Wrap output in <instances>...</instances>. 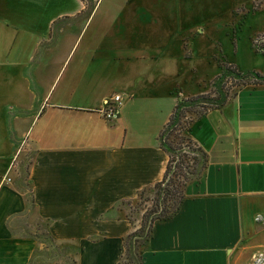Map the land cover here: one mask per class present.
I'll return each instance as SVG.
<instances>
[{
  "label": "crops",
  "instance_id": "1",
  "mask_svg": "<svg viewBox=\"0 0 264 264\" xmlns=\"http://www.w3.org/2000/svg\"><path fill=\"white\" fill-rule=\"evenodd\" d=\"M195 3L0 0V264H37L43 235L75 248L72 264H128L134 225L118 204L161 178L159 131L222 70L197 43ZM114 93L105 119L97 108ZM198 114L188 135L205 165L151 223L142 264H251L264 252V83Z\"/></svg>",
  "mask_w": 264,
  "mask_h": 264
},
{
  "label": "rangeland",
  "instance_id": "2",
  "mask_svg": "<svg viewBox=\"0 0 264 264\" xmlns=\"http://www.w3.org/2000/svg\"><path fill=\"white\" fill-rule=\"evenodd\" d=\"M193 1L196 2L193 9L198 17L196 25L203 31L200 35L201 38H197V43L203 42L204 46L207 44L209 52L212 48L215 54L213 63L215 68L221 67L219 61L222 63L221 72L211 81L210 90L205 92L207 97L214 98L211 100L215 103L232 95L244 85L260 84L255 83L256 81L264 83V77H262L264 76V0ZM216 58L219 60V65ZM224 61L238 63L243 71L237 70L231 63ZM216 62L217 64H215ZM228 64L233 66L232 69L226 66ZM249 68L256 69V71L247 70ZM203 71H200L198 75ZM194 108L201 109L203 107L196 105ZM181 111L182 114L181 112L178 114V121L167 130L165 140L177 147L178 150L180 149L181 152H186L188 167L185 173L192 178L200 166L201 149L189 137L188 125L197 114L186 106L182 107ZM180 177L178 178L180 179ZM191 178L187 181L193 180ZM147 186H144L141 192L138 190L134 197L121 200L118 204L134 226L139 225L142 213L151 204L153 193L147 189ZM43 238L46 248L39 250L37 264L73 263L75 248H68L66 245L59 247V245L46 240L45 235ZM124 261V255H121V262Z\"/></svg>",
  "mask_w": 264,
  "mask_h": 264
},
{
  "label": "trees",
  "instance_id": "3",
  "mask_svg": "<svg viewBox=\"0 0 264 264\" xmlns=\"http://www.w3.org/2000/svg\"><path fill=\"white\" fill-rule=\"evenodd\" d=\"M226 66H229L230 69H232L233 67L229 64ZM255 83H261V81H256ZM211 99L214 98H208L207 93L195 94L189 96L188 98L178 99L163 128L159 131L157 138L159 141V145L167 153V160L161 178L147 186V189L151 191V193H153L150 207L145 209V211L142 213L139 225L134 226L123 237L122 255H124L126 263L142 264L138 247L149 235L151 223L155 219L168 217L176 211L182 199L183 187L186 181L191 178L185 173L187 171L186 168L188 167L186 161V159L188 158L187 154H185L186 152H181L180 149L178 150L177 147L173 146L172 144H170V142H167L165 140L167 130L178 121V114L180 112L182 114V107H189V110L199 115L198 113H200L203 109L214 104V101H212ZM196 105L203 108H194V106ZM200 151L201 162L199 164L200 166L197 173L194 177H192L193 179L198 176L205 165V152L202 149ZM179 176H181L180 179L178 178ZM142 190L143 188H141L139 192H141Z\"/></svg>",
  "mask_w": 264,
  "mask_h": 264
},
{
  "label": "built area",
  "instance_id": "4",
  "mask_svg": "<svg viewBox=\"0 0 264 264\" xmlns=\"http://www.w3.org/2000/svg\"><path fill=\"white\" fill-rule=\"evenodd\" d=\"M120 107V96L117 93L105 98L102 105L97 108V112L105 119L116 116ZM251 264H264V252L256 251L251 255Z\"/></svg>",
  "mask_w": 264,
  "mask_h": 264
}]
</instances>
